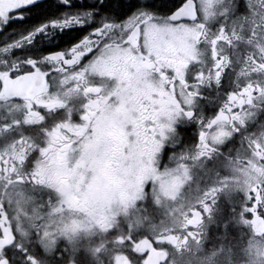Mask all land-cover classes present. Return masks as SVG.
Listing matches in <instances>:
<instances>
[{"label":"flooded vegetation","instance_id":"obj_1","mask_svg":"<svg viewBox=\"0 0 264 264\" xmlns=\"http://www.w3.org/2000/svg\"><path fill=\"white\" fill-rule=\"evenodd\" d=\"M99 2L0 0V264H264V0Z\"/></svg>","mask_w":264,"mask_h":264},{"label":"rangeland","instance_id":"obj_2","mask_svg":"<svg viewBox=\"0 0 264 264\" xmlns=\"http://www.w3.org/2000/svg\"><path fill=\"white\" fill-rule=\"evenodd\" d=\"M252 120L253 119H250L248 122H251ZM257 141H264V133H263V135L261 134L260 136L257 137ZM259 154H260V152L258 150L257 156H259ZM251 163H252V161H248L246 170L242 171L241 173L237 172L239 179L242 180L243 184H249L256 177V173L254 172V170L250 169V167L252 165H254ZM245 180L247 182H245ZM180 183H181V177L174 175V178L170 179L168 181H166L165 179H162L160 181V184L158 183L157 188H160V190L167 189V190L171 191V190L177 189V186ZM231 189H232L234 195H236V196L239 195V193L236 191L235 185H233L231 187ZM237 190H239V189H237ZM169 191H168L167 195L169 194ZM157 192H158V190H157ZM157 194H159V193H157ZM157 194H154L153 196L155 198H160ZM170 203L171 202H167V204H170ZM126 218H127V216H126ZM174 219H175V217H170V215L168 214V222L173 221ZM132 220H133L134 224H139L142 221V219L139 218L138 212H135ZM169 226H170V224L163 225L162 227H160L158 229L151 227V229H150L151 231L149 232V233H151L150 236L156 237L157 235L164 234V233L168 232V231H166V227H169ZM136 230H138V229H136ZM136 230H133V231L136 232ZM189 261H192V260H185L184 263L190 264Z\"/></svg>","mask_w":264,"mask_h":264},{"label":"snow or ice","instance_id":"obj_3","mask_svg":"<svg viewBox=\"0 0 264 264\" xmlns=\"http://www.w3.org/2000/svg\"><path fill=\"white\" fill-rule=\"evenodd\" d=\"M139 2V0H127V4L125 5L123 3V0H122V3H121V7H126L127 10L129 12L132 11L133 8H135L136 4ZM98 8V10H104V11H107L110 7V4L109 3H105V0H100L98 6H96ZM55 23V22H54ZM96 31H98V29H96ZM83 40H87V37H84ZM83 41H78L77 42V45H75L74 47L78 46L80 43H82Z\"/></svg>","mask_w":264,"mask_h":264},{"label":"water","instance_id":"obj_4","mask_svg":"<svg viewBox=\"0 0 264 264\" xmlns=\"http://www.w3.org/2000/svg\"><path fill=\"white\" fill-rule=\"evenodd\" d=\"M163 256L162 252H156L147 259V264H158Z\"/></svg>","mask_w":264,"mask_h":264}]
</instances>
